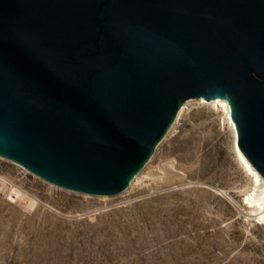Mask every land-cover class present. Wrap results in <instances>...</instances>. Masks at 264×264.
<instances>
[{"label":"water","instance_id":"water-1","mask_svg":"<svg viewBox=\"0 0 264 264\" xmlns=\"http://www.w3.org/2000/svg\"><path fill=\"white\" fill-rule=\"evenodd\" d=\"M197 98L264 178V0H0V155L51 182L122 191Z\"/></svg>","mask_w":264,"mask_h":264},{"label":"rangeland","instance_id":"rangeland-1","mask_svg":"<svg viewBox=\"0 0 264 264\" xmlns=\"http://www.w3.org/2000/svg\"><path fill=\"white\" fill-rule=\"evenodd\" d=\"M165 164L180 174L127 190ZM135 175L117 193L82 192L0 155V264H264V218L212 105H190Z\"/></svg>","mask_w":264,"mask_h":264},{"label":"bare ground","instance_id":"bare-ground-1","mask_svg":"<svg viewBox=\"0 0 264 264\" xmlns=\"http://www.w3.org/2000/svg\"><path fill=\"white\" fill-rule=\"evenodd\" d=\"M194 103H206L212 105L216 110L222 112L223 114V121L228 125L230 130L232 131L233 138H234V152L235 157L238 164L242 167L246 175L251 180L252 188L246 193V202L248 208L255 209L258 211V218H264V178L252 167L249 161L245 158L243 153L238 147V133L235 126V123L232 119L231 115V106L228 100L223 98H215L210 101H206L203 98L197 99H189L187 100L182 106H180L176 118L177 120L186 110L189 108L190 105ZM172 173V174H180L178 170L173 168L170 164H165L163 168L153 169L151 170V174L149 175H142V173L136 174L130 182V186L127 189L128 191L131 190L134 186H141L143 185L144 179L146 177H151L152 179L160 180L165 175ZM161 181V180H160ZM73 189V188H71ZM75 190V189H74ZM126 190V189H125ZM12 193V192H11ZM14 195L17 197L19 196V192L17 190L13 191Z\"/></svg>","mask_w":264,"mask_h":264},{"label":"built area","instance_id":"built-area-1","mask_svg":"<svg viewBox=\"0 0 264 264\" xmlns=\"http://www.w3.org/2000/svg\"><path fill=\"white\" fill-rule=\"evenodd\" d=\"M12 197L15 198V199L17 198L16 195H14V193L12 194Z\"/></svg>","mask_w":264,"mask_h":264}]
</instances>
